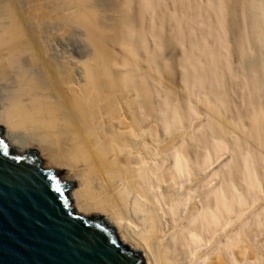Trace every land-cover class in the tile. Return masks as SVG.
<instances>
[{"label": "bare ground", "instance_id": "6f19581e", "mask_svg": "<svg viewBox=\"0 0 264 264\" xmlns=\"http://www.w3.org/2000/svg\"><path fill=\"white\" fill-rule=\"evenodd\" d=\"M250 2L263 17L264 0ZM144 30L121 0H0V137L19 156L48 151L41 167L74 182L75 214L144 264H261L246 208L191 158L190 120L162 104L164 60L147 45L164 40Z\"/></svg>", "mask_w": 264, "mask_h": 264}, {"label": "rangeland", "instance_id": "374dc122", "mask_svg": "<svg viewBox=\"0 0 264 264\" xmlns=\"http://www.w3.org/2000/svg\"><path fill=\"white\" fill-rule=\"evenodd\" d=\"M121 1L146 35L157 33V40H164L163 47L147 45L163 58L167 83L164 94L152 88L151 95L164 99L168 114L190 120L191 158L204 163L216 180L227 181L235 209L246 208L247 252L264 264V46L257 41L258 36L264 41V16L252 15L250 0ZM33 151L46 165L48 151ZM61 174L55 172L58 179ZM73 187L67 189L69 199Z\"/></svg>", "mask_w": 264, "mask_h": 264}, {"label": "water", "instance_id": "95a60500", "mask_svg": "<svg viewBox=\"0 0 264 264\" xmlns=\"http://www.w3.org/2000/svg\"><path fill=\"white\" fill-rule=\"evenodd\" d=\"M3 139L0 264H144L118 243L113 229L75 214L67 196L74 182L65 184L41 167L36 151L12 153Z\"/></svg>", "mask_w": 264, "mask_h": 264}, {"label": "snow or ice", "instance_id": "6c2138e0", "mask_svg": "<svg viewBox=\"0 0 264 264\" xmlns=\"http://www.w3.org/2000/svg\"><path fill=\"white\" fill-rule=\"evenodd\" d=\"M4 147L7 148V145L5 144Z\"/></svg>", "mask_w": 264, "mask_h": 264}]
</instances>
